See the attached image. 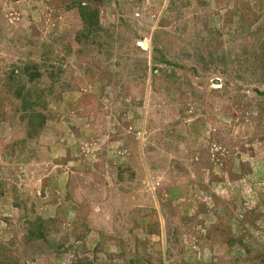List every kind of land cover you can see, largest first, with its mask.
Instances as JSON below:
<instances>
[{"label": "rangeland", "instance_id": "obj_1", "mask_svg": "<svg viewBox=\"0 0 264 264\" xmlns=\"http://www.w3.org/2000/svg\"><path fill=\"white\" fill-rule=\"evenodd\" d=\"M92 1L0 0V264H264V0Z\"/></svg>", "mask_w": 264, "mask_h": 264}, {"label": "trees", "instance_id": "obj_2", "mask_svg": "<svg viewBox=\"0 0 264 264\" xmlns=\"http://www.w3.org/2000/svg\"><path fill=\"white\" fill-rule=\"evenodd\" d=\"M95 1V0H94ZM86 2V3H84ZM93 2L92 0H72V3L70 7L77 8L81 18L83 21L86 22V29L87 32H90L91 28H93L95 25L98 24L97 17L98 15V9L95 7H91L89 3ZM92 4V3H91ZM93 5V4H92ZM48 74L52 71H46ZM43 76V71L40 69L39 64H33L26 63L22 68L16 67L10 71L9 80H10V89L14 90V96L18 100H20L22 104V110L24 112H27V110H30V114H33V118L35 121H32V116L30 117V121L27 123L28 125V132L27 135L29 137H34L35 135H38L40 127L45 122V116L40 114H34L35 111L33 106L37 104L38 101L41 99V95L33 93L31 90H27L24 84H21L23 81V78L26 82L34 83L37 80L39 81L41 77ZM54 77V76H52ZM22 78V79H21ZM35 98V101L32 102ZM32 112V113H31ZM30 238H36V239H42L45 240V233L42 229V225L37 223L36 227L32 230L30 233ZM16 264V263H15Z\"/></svg>", "mask_w": 264, "mask_h": 264}, {"label": "water", "instance_id": "obj_3", "mask_svg": "<svg viewBox=\"0 0 264 264\" xmlns=\"http://www.w3.org/2000/svg\"><path fill=\"white\" fill-rule=\"evenodd\" d=\"M144 44H145V45H146V47H147V42H145Z\"/></svg>", "mask_w": 264, "mask_h": 264}, {"label": "bare ground", "instance_id": "obj_4", "mask_svg": "<svg viewBox=\"0 0 264 264\" xmlns=\"http://www.w3.org/2000/svg\"><path fill=\"white\" fill-rule=\"evenodd\" d=\"M140 44H143V43H140ZM144 46H146V45L144 44Z\"/></svg>", "mask_w": 264, "mask_h": 264}]
</instances>
